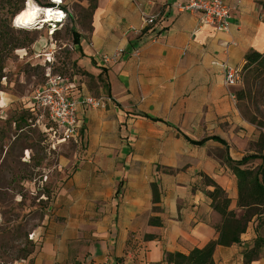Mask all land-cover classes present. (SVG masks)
<instances>
[{
  "label": "crops",
  "instance_id": "obj_1",
  "mask_svg": "<svg viewBox=\"0 0 264 264\" xmlns=\"http://www.w3.org/2000/svg\"><path fill=\"white\" fill-rule=\"evenodd\" d=\"M185 1L95 0L85 25L78 23V63L99 97L87 88L79 91L72 81L69 95L101 98L104 90L110 104L78 111L73 143L84 142L86 149L69 161L60 157L58 168L69 176L20 264H118L121 258V264H168L167 254L204 247L217 240L222 218L210 207L205 192L212 189L199 173L225 192L237 219L243 215L236 177L212 153L203 152L200 160L180 157L152 177L151 168L135 165L124 145L130 138L126 128L139 121L174 132L185 150L218 149L224 160L239 161L245 156L242 143L261 134L239 115L222 65L242 68L248 52L264 54V0H222L230 8L225 33L179 12L175 5ZM145 18L153 23L145 26ZM118 51L116 61L99 65L98 56ZM196 134L206 135L190 137ZM210 137L227 147L212 140L194 147L185 139ZM263 220L264 214L253 217L238 244L216 246L214 264H264ZM245 253L257 257L246 263Z\"/></svg>",
  "mask_w": 264,
  "mask_h": 264
},
{
  "label": "rangeland",
  "instance_id": "obj_2",
  "mask_svg": "<svg viewBox=\"0 0 264 264\" xmlns=\"http://www.w3.org/2000/svg\"><path fill=\"white\" fill-rule=\"evenodd\" d=\"M32 1L43 8L48 2ZM26 2L0 0V101H5L4 106L0 105V264H20L26 259V253L35 246L32 234L42 226L59 185L69 176L58 168L60 157L69 161L74 153L86 149L84 142L58 141L62 136L44 131L46 121L38 124L39 119L29 112L32 96L43 85L45 73L65 77L79 91L87 88L91 96L99 97L93 78L78 63L80 50L73 37V32L78 36V23L85 25L91 14V0H67L70 19L51 37L47 28L37 31L11 27L12 19ZM10 38L18 41L19 47L12 50L6 41ZM240 73L238 85L230 88L235 107L242 119L248 123L254 120L252 125L264 134V72L241 68ZM237 92L243 93L241 101L235 96ZM102 94L108 106L110 99L104 90ZM126 134L130 137L124 143L129 156L135 165L149 166L152 177L155 172H166V165L180 157L200 160L206 151L225 162L222 150H185L184 142L174 132L158 125L130 123ZM261 134L242 143L245 155L261 151ZM253 163L261 164L251 162L249 167H254Z\"/></svg>",
  "mask_w": 264,
  "mask_h": 264
},
{
  "label": "built area",
  "instance_id": "obj_3",
  "mask_svg": "<svg viewBox=\"0 0 264 264\" xmlns=\"http://www.w3.org/2000/svg\"><path fill=\"white\" fill-rule=\"evenodd\" d=\"M66 1L60 0V3L57 4L54 0H48V7L38 6L40 13L50 10L53 15L50 19H46L45 14L38 16L33 28L37 31H40V28H47L48 36H53L54 32L64 26L69 19ZM175 7L179 12L197 16L200 25H209L216 33H225L229 28L230 8L222 0H186L182 4H176ZM57 14H62L60 19L55 18ZM46 20L48 22L45 23ZM152 23V18L144 19L145 26ZM12 27L17 30L26 29V27L15 23V17L12 19ZM121 54L122 51H118L111 57L100 55L97 58L98 63L102 67L106 66L116 61ZM222 69L225 85L229 88L236 87L239 83L241 69L226 65H222ZM71 89L72 86L68 79L47 72L43 85L31 99L30 113L39 119V122L41 120L46 121L47 124L43 125L44 131H51L54 135L59 133L62 136L58 138L60 142L75 137L78 128L77 116L80 109L104 110L107 106L108 100L104 98L82 96L73 99L69 95Z\"/></svg>",
  "mask_w": 264,
  "mask_h": 264
},
{
  "label": "trees",
  "instance_id": "obj_4",
  "mask_svg": "<svg viewBox=\"0 0 264 264\" xmlns=\"http://www.w3.org/2000/svg\"><path fill=\"white\" fill-rule=\"evenodd\" d=\"M89 7L92 12L95 8V0H91ZM73 37L74 44H77L75 32H73ZM6 41L12 50L19 47L18 41L14 42L11 38ZM242 70L264 72V54H259L254 51L248 52L244 57ZM235 96L238 101L243 99L242 92H237ZM253 122L254 120H250L251 124ZM256 125L262 127L261 124ZM185 139L194 147H200L208 140L218 142L224 145L225 148L227 147L226 143L218 137L205 138L202 141ZM260 139V142L263 144L260 150L264 151V134H261ZM261 151L245 155L239 161H232L228 156L225 159V163L236 177L238 191L237 208L243 211V215L239 219L236 218L233 212L229 211L230 200L225 192L209 177L203 173L198 174L202 184L212 189V191L205 192L206 197L211 201L210 207L222 218L220 226L216 228L218 238L215 241H210L200 249L192 250L187 255L180 253L167 254L165 261L168 264H214L212 256L216 246L229 247L233 244H238L240 242V236L245 232L250 220L253 217L259 218L264 214V155L261 154ZM255 160H261L262 162L259 166L249 167L248 165ZM261 223H264V220ZM260 245L264 246V242H261ZM29 254H31V251L27 252L24 258L28 257ZM244 257L245 262L249 263L257 255L250 256L249 253H245ZM119 261L120 259H116L117 263Z\"/></svg>",
  "mask_w": 264,
  "mask_h": 264
},
{
  "label": "bare ground",
  "instance_id": "obj_5",
  "mask_svg": "<svg viewBox=\"0 0 264 264\" xmlns=\"http://www.w3.org/2000/svg\"><path fill=\"white\" fill-rule=\"evenodd\" d=\"M33 9H37L38 11L36 12L34 18L30 19L29 22L25 23L24 21L26 19H28L26 14L32 12ZM44 12L40 13L38 5H36L32 0H30V3L27 1L25 6L23 7V9L21 11H19V13L16 14L15 23L17 25H22L26 28H32L33 29V24L38 19V16L44 15V14L46 15V12L45 13ZM46 19H48L47 15H46ZM46 22H48V20H46L45 23ZM40 30H42V29L40 28ZM3 102H4V100L1 99L0 104H3ZM26 155H28V153Z\"/></svg>",
  "mask_w": 264,
  "mask_h": 264
},
{
  "label": "clouds",
  "instance_id": "obj_6",
  "mask_svg": "<svg viewBox=\"0 0 264 264\" xmlns=\"http://www.w3.org/2000/svg\"><path fill=\"white\" fill-rule=\"evenodd\" d=\"M28 2L30 3V0H28ZM54 2L58 4V3H60V0H54ZM37 11H38L37 9H33L32 12L27 13L26 16L28 17V19H26L24 22L27 23V22H29L30 19L34 18ZM45 12H46V15L48 16L49 19L52 18L53 14L50 10H45ZM61 16H62V14H57L55 18L60 19Z\"/></svg>",
  "mask_w": 264,
  "mask_h": 264
}]
</instances>
